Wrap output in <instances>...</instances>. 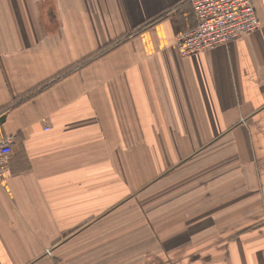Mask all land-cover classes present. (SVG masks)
<instances>
[{"label": "crops", "instance_id": "1", "mask_svg": "<svg viewBox=\"0 0 264 264\" xmlns=\"http://www.w3.org/2000/svg\"><path fill=\"white\" fill-rule=\"evenodd\" d=\"M253 7L182 56L190 0H0V264H264Z\"/></svg>", "mask_w": 264, "mask_h": 264}, {"label": "built area", "instance_id": "2", "mask_svg": "<svg viewBox=\"0 0 264 264\" xmlns=\"http://www.w3.org/2000/svg\"><path fill=\"white\" fill-rule=\"evenodd\" d=\"M254 0H190L194 26L178 33L175 47L190 56L213 50L259 28ZM1 125V123H0ZM17 135L5 134L0 126V181L8 176V162Z\"/></svg>", "mask_w": 264, "mask_h": 264}, {"label": "trees", "instance_id": "3", "mask_svg": "<svg viewBox=\"0 0 264 264\" xmlns=\"http://www.w3.org/2000/svg\"><path fill=\"white\" fill-rule=\"evenodd\" d=\"M156 19H158V18H156ZM154 22H155V20L152 21V23H154ZM193 26H194V25H193ZM193 26H192V27H193ZM192 27H190V28H192ZM188 29H189V28H188ZM186 30H187V29H186ZM183 31H185V30H183ZM181 32H182V31H181ZM1 112H2V111H0V113H1Z\"/></svg>", "mask_w": 264, "mask_h": 264}, {"label": "water", "instance_id": "4", "mask_svg": "<svg viewBox=\"0 0 264 264\" xmlns=\"http://www.w3.org/2000/svg\"><path fill=\"white\" fill-rule=\"evenodd\" d=\"M2 119H3V117L1 116V117H0V122H2Z\"/></svg>", "mask_w": 264, "mask_h": 264}, {"label": "rangeland", "instance_id": "5", "mask_svg": "<svg viewBox=\"0 0 264 264\" xmlns=\"http://www.w3.org/2000/svg\"><path fill=\"white\" fill-rule=\"evenodd\" d=\"M192 9V8H191ZM192 14H193V12H192ZM194 18V17H193Z\"/></svg>", "mask_w": 264, "mask_h": 264}]
</instances>
